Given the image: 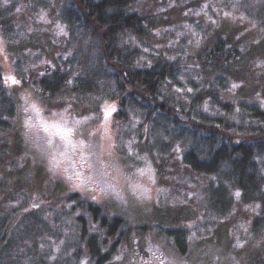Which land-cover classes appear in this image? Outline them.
<instances>
[{
    "label": "rangeland",
    "instance_id": "obj_1",
    "mask_svg": "<svg viewBox=\"0 0 264 264\" xmlns=\"http://www.w3.org/2000/svg\"><path fill=\"white\" fill-rule=\"evenodd\" d=\"M0 1L1 7L13 9L10 31L3 34L0 21V63L20 111L11 116L9 126H0V183L4 189V184L17 187L16 193L1 190L0 198L20 200L27 193L32 206L43 202L65 211L64 225H54L60 231L46 244L51 258L93 263L74 225L82 214L89 219L88 232L106 240L102 250L108 257L102 264H264V214L259 202L241 201L235 194L226 214L213 213L209 186L217 176L185 164L183 141L169 135L164 138L168 144L160 147L164 136L158 129L139 137L137 114L115 123L117 103L103 92L51 99L38 89L37 79L48 63L60 53L65 58L76 52L82 41L79 30L71 33L61 21L60 0ZM137 3L154 23L141 37L145 50L151 47L156 57L173 59L208 47L221 33L242 55L211 70L209 79L214 84L215 76L228 75L222 98L264 106V12L257 13L264 11V0ZM196 64L180 70L179 80L201 84L202 68ZM189 96L186 88L178 97ZM149 138H154L155 146H148ZM72 192L99 204L104 213L122 217L124 235L105 234L86 209L71 210L66 198ZM215 198L219 195L212 201ZM46 214L53 216V211ZM138 225L142 228H135ZM170 228L187 232L184 252L168 233Z\"/></svg>",
    "mask_w": 264,
    "mask_h": 264
},
{
    "label": "trees",
    "instance_id": "obj_2",
    "mask_svg": "<svg viewBox=\"0 0 264 264\" xmlns=\"http://www.w3.org/2000/svg\"><path fill=\"white\" fill-rule=\"evenodd\" d=\"M60 1L63 3L59 10L61 21L71 33L79 30L82 41L79 50L65 58L60 53L45 67L36 82L44 96L52 99L69 93L83 97L103 92L106 99L117 103L113 112L115 123L137 114L139 137L158 129L164 136L159 146L165 148L168 141L164 138L172 135L173 140L185 143L182 159L186 165L194 171L217 176L209 186L213 196L219 195L215 201L210 197L213 213L226 214V210L232 208L235 194L239 193L241 201H258L264 214V106L245 99L222 98L221 90L229 86L225 82L228 75L215 76L214 84L209 79L211 70H220L242 55L238 46L218 33L208 47L195 54H178L173 59L156 57L151 47L145 50V45L140 43L154 23L152 17L138 8V0ZM12 10L0 6L3 34L11 29ZM263 12L257 11L258 15ZM193 63L198 64L196 68H202L201 84L182 82L177 77L180 70L188 69ZM76 68L79 70L75 71ZM4 79L0 63L1 127L9 126L11 116L20 115L18 103ZM186 88L191 96L180 100L179 92ZM261 92L264 94V87ZM153 141L154 138H149L148 146H155ZM4 185L5 189L0 183V192L17 190L16 186ZM2 197L0 264H49V260L52 264H71L57 256L51 258L53 253L46 246L49 236L56 238L59 233L60 227L56 226L65 223L63 209L59 211L43 202L32 206L27 193L20 200ZM66 201H71V210L86 209L105 234L124 235L122 217L104 213L99 204L87 201L79 192H72ZM48 209L53 211V216H47ZM75 220L80 240L87 243L92 264H102L108 257V252L102 250L106 240L88 232L86 216L79 214ZM168 233L176 239L179 251L184 252L183 235L187 232L170 228ZM111 246L114 247V243Z\"/></svg>",
    "mask_w": 264,
    "mask_h": 264
},
{
    "label": "snow or ice",
    "instance_id": "obj_3",
    "mask_svg": "<svg viewBox=\"0 0 264 264\" xmlns=\"http://www.w3.org/2000/svg\"><path fill=\"white\" fill-rule=\"evenodd\" d=\"M13 82H16V81H13ZM233 87H236V85H233ZM67 131H71V129H68ZM237 195H239V193H237Z\"/></svg>",
    "mask_w": 264,
    "mask_h": 264
}]
</instances>
